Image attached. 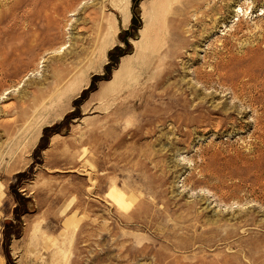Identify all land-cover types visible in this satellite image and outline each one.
Here are the masks:
<instances>
[{
    "label": "rangeland",
    "instance_id": "374dc122",
    "mask_svg": "<svg viewBox=\"0 0 264 264\" xmlns=\"http://www.w3.org/2000/svg\"><path fill=\"white\" fill-rule=\"evenodd\" d=\"M154 1L0 0V264H264V0Z\"/></svg>",
    "mask_w": 264,
    "mask_h": 264
},
{
    "label": "bare ground",
    "instance_id": "6f19581e",
    "mask_svg": "<svg viewBox=\"0 0 264 264\" xmlns=\"http://www.w3.org/2000/svg\"><path fill=\"white\" fill-rule=\"evenodd\" d=\"M174 1V0H173ZM172 3V0H155L152 5L149 7V14H150V18H151V22H150V25H149V28H148V31L146 32V34L144 33L143 36L146 37V39L149 41L148 43L150 44V46L153 48L155 47L156 45V35H157V19H158V16L161 14V13H169V15H172L173 12L175 11L174 9L171 10L169 12V7L170 4ZM189 4V2H188ZM196 4V3H195ZM192 5L193 7H196V9L199 7V5ZM166 11V12H165ZM205 15V13H204ZM211 15V14H210ZM201 18V17H200ZM202 21V19H201ZM216 22V21H215ZM155 37V38H154ZM153 41H154V44H153ZM108 45V44H107ZM157 63V62H156ZM159 63V62H158ZM216 67V66H214ZM215 70V68H213ZM170 75V74H169ZM211 74H208V77L210 78ZM167 77V76H166ZM206 77V78H208ZM219 77V76H218ZM204 78V79H206ZM117 79V78H116ZM203 77L199 76L198 77V81L200 82H204L203 80ZM219 79V78H218ZM135 80V79H134ZM208 80V79H207ZM117 81V80H116ZM209 81V80H208ZM205 83H206V80H205ZM207 84V83H206ZM208 85V84H207ZM74 86V85H73ZM77 85H75L74 87H76ZM238 87V86H237ZM207 88V87H206ZM251 88V87H250ZM249 88V89H250ZM191 91V94L194 95L196 97L197 95V91L196 90H190ZM237 91V89H236ZM171 92L170 91H167L166 94H165V100H167L168 104L171 106V108L164 114H162V116H155V118H160L161 120H164L166 118H169L173 115V113L175 112H178V111H182L184 113L183 117H184V120L180 123V127L181 130H182V126L183 125H193V124H196V125H199L197 126L198 129H201V130H197V132H202V131H206V130H212L213 128H218V126H223L225 123L228 124L229 123V119L231 117V114L232 113H228L230 110L227 109L226 107H222L221 109L218 110L217 114H221L222 116H224V121L222 122V124L220 125H217L216 123H213V118L214 116L212 117V112L211 110H208V111H205V116H197L194 114L197 112V111H201L203 108H208L206 107V104L203 103V102H196V103H193L195 101V99L193 101H191V103L188 101V98H185V99H181L182 97H178L176 95H171L170 94ZM264 95V94H263ZM248 103V102H247ZM260 104V103H259ZM236 104L233 108L236 109ZM216 109V108H215ZM234 112V111H233ZM215 113V112H214ZM203 118V119H202ZM216 118V117H215ZM223 119V118H222ZM221 119V120H222ZM219 120V118H218ZM232 120V119H231ZM230 120V121H231ZM233 122V121H232ZM236 125L239 124L237 121L235 122ZM230 124V123H229ZM241 124V123H240ZM258 125V123H257ZM223 129V128H222ZM220 131V130H219ZM127 203V202H126Z\"/></svg>",
    "mask_w": 264,
    "mask_h": 264
}]
</instances>
